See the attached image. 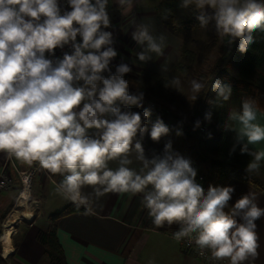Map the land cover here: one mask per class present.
Returning <instances> with one entry per match:
<instances>
[{
    "label": "clouds",
    "instance_id": "obj_1",
    "mask_svg": "<svg viewBox=\"0 0 264 264\" xmlns=\"http://www.w3.org/2000/svg\"><path fill=\"white\" fill-rule=\"evenodd\" d=\"M67 3L71 10L62 12L59 0H0V152L63 174L56 192L77 206L87 203L84 186H93L97 199L110 192L144 193L143 203L155 226L180 225L175 240L195 234L196 245L230 264L255 259L256 221L264 217L256 195H244L225 211L234 187L209 185L205 190L191 160L174 152L170 141L163 154L146 156L144 134L159 142L170 129L158 118L149 133L144 121L151 108L142 114L124 110L131 105L144 107L145 94L129 90L125 77L132 68L127 63L117 65L114 72L110 68L118 52L113 33L105 30L111 26L109 0ZM118 4L128 11L133 0ZM191 5L201 10L197 16L201 27L214 21L217 35L230 37L227 43L240 39L241 52L264 28V0H181V8ZM206 8L211 15L205 14ZM132 39L141 48L138 60L147 62L152 53L162 54L166 37L152 35L149 26L141 23ZM66 45L71 52L62 58L46 55L55 56V50ZM170 83L176 89L180 80ZM203 88L204 84L191 81L194 94ZM212 90L224 101L232 94L231 87L220 81ZM211 119L212 112H206L205 120ZM256 120V102L245 99L239 111L229 112L224 125L237 133L241 154L252 157L248 174L258 172L264 160V151L249 147L264 141V126ZM132 152L142 164L140 171L129 167ZM111 161H117L118 167L110 168Z\"/></svg>",
    "mask_w": 264,
    "mask_h": 264
},
{
    "label": "crops",
    "instance_id": "obj_2",
    "mask_svg": "<svg viewBox=\"0 0 264 264\" xmlns=\"http://www.w3.org/2000/svg\"><path fill=\"white\" fill-rule=\"evenodd\" d=\"M158 4V0H133L131 9L124 11L119 6L118 0H110L108 13L117 27L113 46L125 59L123 63L132 66V63L137 61L142 63V69L147 68L169 77L170 73L173 76L171 68L180 59L183 48L189 42V32L193 29L181 28L174 32L164 25L162 26ZM141 23L147 24L149 28L152 25H157L159 32L155 33L150 29L151 34L157 37L163 34L166 37L162 54L152 53V59L147 62L138 60L137 53L141 51V48L132 39V32ZM212 24L214 21L208 25ZM209 31V29L204 30V32H208V35L210 34ZM117 37H120L121 46H118L120 40ZM207 38L213 37L209 35ZM116 39L119 40L118 44L115 43ZM204 40L206 41V38ZM131 42L132 45L129 46ZM132 47L134 50L131 49ZM167 69H171V72ZM255 123L264 126V111L258 108ZM166 124L173 128L169 132L172 136H164L159 142L153 141L148 133L144 134L142 142L146 156L151 158L153 155L163 154L165 144L170 141L174 152L191 160L193 168L197 170V175L204 174L206 176L210 170V165L198 157L197 147L193 145L194 137L189 140L182 131L177 132L173 125ZM145 126L150 133L151 127ZM170 127L168 128L170 129ZM249 147L255 151H264V141ZM7 156V153L0 152V170L6 162ZM130 159L133 163L129 167L140 171L142 164L136 160L135 152H132ZM17 162L22 169H32L35 164L34 162L28 165L19 160ZM109 167L115 169L118 167V162H109ZM38 170L44 172V178L46 174L48 176L50 173L41 167ZM51 178L48 177L51 182L55 183ZM225 186H231L235 189L225 211L230 210L237 200L250 192L256 195L258 206L264 208V193L248 183L237 178H231ZM15 188L16 184H11L9 188L2 189L0 195L3 191L14 190ZM82 195L88 197L87 203L82 204L86 210L61 216L57 221V236L64 250L67 264H210L184 251L183 245L173 238L174 232L180 227L179 224L174 223L171 226L165 224L163 227L154 225L149 216V210L143 203L144 193L110 192L97 199L94 187L84 186ZM67 201L68 199H66ZM41 202L43 205V201ZM66 202H61L52 207L51 211L59 210ZM0 208L2 207L0 206ZM237 219L239 220V218ZM48 224L49 221H44V211L41 208L18 233L19 235L13 237L15 249L8 256L4 254L0 256V264H45L43 263L45 247L37 239V234ZM256 224L259 236L258 256L255 259L245 261L244 264H264V217L258 219ZM223 262L230 264L228 260H223Z\"/></svg>",
    "mask_w": 264,
    "mask_h": 264
},
{
    "label": "trees",
    "instance_id": "obj_3",
    "mask_svg": "<svg viewBox=\"0 0 264 264\" xmlns=\"http://www.w3.org/2000/svg\"><path fill=\"white\" fill-rule=\"evenodd\" d=\"M180 3L181 0H160L158 4V12L163 24L174 32L181 28H192L200 23L197 16L201 10H197L195 5H191L187 9L181 8ZM203 11L205 14H212L211 9L206 8ZM254 37L255 42L246 52L239 50L241 41L239 38L236 39L230 44L227 51L216 60L213 68L207 73L201 74L200 83L204 82V88L197 93L194 106L190 109L192 124L196 125L199 121V127H193L192 124L190 126L189 123L182 120L168 119L174 123L178 122L177 128H192L188 139L194 137L193 145L197 147L198 157L210 165V170L205 176L207 187L209 185L225 186L229 179L237 178L264 193V160L261 161L258 172L248 174L246 168L252 157L248 154H241L242 145L237 144L236 132L224 128L229 112L239 111L242 101L245 99L255 101L257 108L264 111V28L258 29L254 33ZM229 39L230 37L223 36L225 42ZM197 59L196 50L185 48L174 69L182 75H187ZM133 81V91H142L145 98L155 101L156 106L151 107V112L160 113L162 120L172 116L168 105L175 104L177 98L171 91V81L168 77L144 69L136 77H133ZM216 81L231 87L232 94L229 100L224 101L216 97V92L212 90V85ZM127 108L146 109V107L131 105L125 106L124 110ZM208 111L212 112L210 122L205 120V113ZM228 123L231 122L228 121ZM202 127L204 130H201ZM197 133L200 136L196 135ZM234 145L236 147L233 152ZM50 175L56 184H59L63 179V174L50 173ZM17 181H21L19 174L13 171L10 184H16ZM12 205L13 201L7 208H0V234L2 222ZM85 210L86 208L82 204L77 206L70 200L65 207L52 214L47 227L41 229L37 234V239L45 247L43 263L67 264L64 250L57 236V221L61 216Z\"/></svg>",
    "mask_w": 264,
    "mask_h": 264
},
{
    "label": "rangeland",
    "instance_id": "obj_4",
    "mask_svg": "<svg viewBox=\"0 0 264 264\" xmlns=\"http://www.w3.org/2000/svg\"><path fill=\"white\" fill-rule=\"evenodd\" d=\"M159 1L160 0H158V3H159ZM160 19H161V17H160ZM162 23L163 22L161 20L160 24L163 26L164 24H162ZM150 29L152 32H155V33L159 32V28L157 25H152L150 27ZM192 29L193 30H190V32H189V37H190L189 42H188L187 46H185L183 49L191 48V49L196 50L198 53V59H197V62L192 66L190 72L187 75H182V74L178 73V71L176 69H173L174 65L172 66L171 69L173 70V76L170 73L168 79L171 81L174 78H178L180 80V85L178 86V88L175 89L170 84L171 91L175 94V96L177 98V102L175 104H169L168 105V109L170 110V113H172V116L170 115V116H168L167 119H163V122L165 123L166 126H168L166 123L171 124V125H173L175 130H177V132L182 131V133H184L187 136L189 135V132L192 131V128H186V127L177 128L176 124L178 122L174 123L172 121H169L168 119L175 120V121L182 120L185 123H189L188 125L191 126L193 121L191 120L190 109L194 106V102H195V99L197 96V93L194 94L191 91V81L196 80L198 82H201V78H202V77H200L201 74L207 73L208 71H210V69H212L213 66L215 65L216 60L218 58H220L227 51L228 47H230V44L225 42L223 40V37H220L217 35L215 22H214V24L208 25L207 27H201L200 23L199 24L197 23L196 26L192 27ZM205 29L210 30L209 35H211V37H213L214 39L213 38H211V39L207 38V36H209V35H208V32H204ZM116 30H117V27H116ZM205 35H207V36L205 37ZM117 38H119V40H120V37H117ZM204 38H206V41L204 40ZM119 40L116 39L115 43L118 44ZM209 40H212V41H209ZM132 42L129 43V46L132 45ZM121 45H122V43L120 40L118 46H121ZM220 47H221V50H220ZM131 49L134 50V47H132ZM132 50H130V51L132 52ZM124 61H125V59L122 58L121 53H118V55L111 62L110 68L114 72L116 69V66L123 63ZM130 67L132 68V71L126 75L125 79H127L129 81V90L131 92H135L132 90V88L134 87L133 77H136L139 72H141L142 70L147 69V68L142 69L143 68L142 63L137 62V61H134L132 63V66H130ZM171 69H167V70L171 72ZM209 76L207 77V79L209 78ZM203 84H204V82H203ZM194 96H195V98H194ZM157 101L160 103L159 100H157ZM125 110H130L133 112H139L141 114L144 112V110H137L134 108H127ZM158 118L162 119L160 116V113L151 112L150 117L144 121V124L149 126V127H152V124ZM192 125H193V127H196V125H194V124H192ZM168 127H170V126H168ZM170 130H173V128L170 127ZM196 135L200 136L199 133H197ZM167 136H172V134H168ZM192 139L193 138H191V140ZM189 143L191 144V142H189ZM48 177L51 178L50 174L48 176L46 174V176L44 178V172L42 170H37L36 172H34L32 175V179H31V199L28 201L27 206L18 207V209L20 211L27 209L28 211H30L32 213H37L39 210H41V208H43L44 221L47 220V222L50 221L52 214L55 213L56 211H58V209H57L54 212H52L51 211L52 207L57 206L61 202L62 203L66 202V199L56 192V187L58 184L56 185L55 183L51 182V180H49ZM205 186H206V182H205ZM22 187H23L22 181H17L16 182V188L14 190H7V191H3L1 193V195H0V206L2 208H4V209L7 208L11 204V202L13 201V205H12L11 209L8 211L6 217L4 218V221L7 219L11 210L17 207V199H18L20 191L22 190ZM41 201H43V205H42ZM69 202H70V200H68L59 209L65 207ZM28 222H30V221H28V220H17L15 223V229L16 230H15L13 237H17L19 235L18 233L23 229V227ZM2 231H3V229L1 230V234L3 233ZM1 234H0V256L3 255V245L1 242Z\"/></svg>",
    "mask_w": 264,
    "mask_h": 264
},
{
    "label": "built area",
    "instance_id": "obj_5",
    "mask_svg": "<svg viewBox=\"0 0 264 264\" xmlns=\"http://www.w3.org/2000/svg\"><path fill=\"white\" fill-rule=\"evenodd\" d=\"M61 10L62 12L64 10H71L68 6L67 0H59ZM109 4L108 3V9L109 12ZM111 21V26L106 31H110L113 33V38H115V32H116V24L113 20ZM81 38L78 36L77 40L79 41ZM65 52H71V47L66 45L63 49H56L55 50V56H52L50 54L48 55L49 59H56L57 57L62 58L63 54ZM155 101L148 100L147 98L144 99V107L151 108L155 107ZM201 130H204V127L201 128ZM40 168L39 163L35 162L34 167L32 169H25L22 170L21 166L17 162V159L15 157L7 156L6 162L3 164L1 170H0V191L4 188H9L10 183L12 180V173L13 171L19 174L20 180L22 181V185L24 184V181L26 178L32 179V175L34 172H36ZM50 173H48L49 175ZM51 177V175H50ZM197 182L200 183L205 190H207V186H205V175L204 174H198L197 176ZM35 214V213H33ZM3 223V222H2ZM194 235L192 237H185L181 239L179 242L183 245L184 251L189 252L205 261H207L210 264H225L223 261L216 260L212 257L211 251L209 249H201L198 245L195 243Z\"/></svg>",
    "mask_w": 264,
    "mask_h": 264
},
{
    "label": "bare ground",
    "instance_id": "obj_6",
    "mask_svg": "<svg viewBox=\"0 0 264 264\" xmlns=\"http://www.w3.org/2000/svg\"><path fill=\"white\" fill-rule=\"evenodd\" d=\"M31 199V180L26 178L17 199V207L12 209L7 219L2 223L3 233L1 234V242L3 245V254L10 255L14 251L13 235L15 233V223L17 220L31 221L34 214L27 209L20 211L18 207H25Z\"/></svg>",
    "mask_w": 264,
    "mask_h": 264
},
{
    "label": "water",
    "instance_id": "obj_7",
    "mask_svg": "<svg viewBox=\"0 0 264 264\" xmlns=\"http://www.w3.org/2000/svg\"><path fill=\"white\" fill-rule=\"evenodd\" d=\"M1 228H2V225H1Z\"/></svg>",
    "mask_w": 264,
    "mask_h": 264
}]
</instances>
